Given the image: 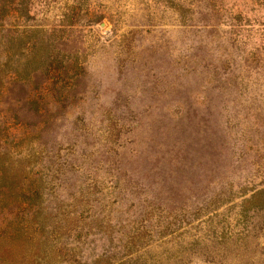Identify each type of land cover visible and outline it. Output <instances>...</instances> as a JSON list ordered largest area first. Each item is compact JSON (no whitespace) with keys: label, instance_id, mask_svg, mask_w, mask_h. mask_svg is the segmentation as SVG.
<instances>
[{"label":"rangeland","instance_id":"374dc122","mask_svg":"<svg viewBox=\"0 0 264 264\" xmlns=\"http://www.w3.org/2000/svg\"><path fill=\"white\" fill-rule=\"evenodd\" d=\"M0 24L11 97L29 27L77 80L31 120L0 264H264V0H0Z\"/></svg>","mask_w":264,"mask_h":264},{"label":"trees","instance_id":"16d2710c","mask_svg":"<svg viewBox=\"0 0 264 264\" xmlns=\"http://www.w3.org/2000/svg\"><path fill=\"white\" fill-rule=\"evenodd\" d=\"M2 31L3 25L0 24V32ZM24 33L26 40L23 42V54L31 63L27 65L29 70L18 76L17 81L21 83V87L17 90L16 97H11L6 68L4 64H0V188H4L7 193L13 189L12 201L6 200L0 190V245L19 241L22 235L20 232L23 231L20 213H5L6 206L12 204L14 208L19 204L15 207L16 211L24 209L20 204L31 208L33 200L39 196V190L35 187L37 181L25 183L28 174L23 165L27 156L23 153L24 140L39 132V125L32 124L31 120L40 117L42 113L49 115L63 101L71 104V89L77 81L73 77L74 73H70V64L56 58V45L48 42L46 30L29 27ZM68 42V38H59L57 45L66 46ZM61 77H65L62 80L67 89L55 87L62 81ZM33 82L35 85L40 83L28 90L27 86ZM56 88L61 89L57 96L54 95ZM3 260L0 255V262Z\"/></svg>","mask_w":264,"mask_h":264},{"label":"water","instance_id":"95a60500","mask_svg":"<svg viewBox=\"0 0 264 264\" xmlns=\"http://www.w3.org/2000/svg\"><path fill=\"white\" fill-rule=\"evenodd\" d=\"M98 26H99V27H103V26H104V22H103V21H100V22L98 23Z\"/></svg>","mask_w":264,"mask_h":264}]
</instances>
